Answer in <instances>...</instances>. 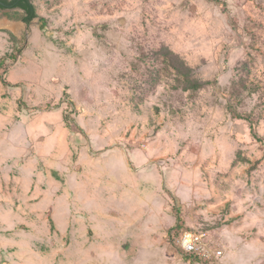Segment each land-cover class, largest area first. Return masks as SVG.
<instances>
[{"label":"rangeland","instance_id":"obj_1","mask_svg":"<svg viewBox=\"0 0 264 264\" xmlns=\"http://www.w3.org/2000/svg\"><path fill=\"white\" fill-rule=\"evenodd\" d=\"M32 2L0 9V264H264V0Z\"/></svg>","mask_w":264,"mask_h":264},{"label":"trees","instance_id":"obj_2","mask_svg":"<svg viewBox=\"0 0 264 264\" xmlns=\"http://www.w3.org/2000/svg\"><path fill=\"white\" fill-rule=\"evenodd\" d=\"M6 3V6L0 7L2 9L4 8H18L24 13V16L22 18V21L29 26L35 19L38 18L35 6L33 3L30 2V0H12L11 2H8L7 0H2ZM45 21L41 19V29H44ZM165 50V49H164ZM164 53V51H161V53ZM166 63H168L169 68L172 70L176 82L179 84V87L182 88L185 91H192V92H198L207 86L211 85V82H203L198 80L195 77L194 71L185 65L184 61L179 59L177 55H175L171 51H166L165 55ZM236 96H238L235 93H230L226 98H229L228 107L230 108V103L236 99ZM242 118V117H239ZM181 229V227H178ZM177 230V229H174ZM184 231L176 232V235L172 236V242L175 244L176 239H178L181 234ZM170 236V239H171ZM188 260H194V261H201L194 257L185 256Z\"/></svg>","mask_w":264,"mask_h":264},{"label":"built area","instance_id":"obj_3","mask_svg":"<svg viewBox=\"0 0 264 264\" xmlns=\"http://www.w3.org/2000/svg\"><path fill=\"white\" fill-rule=\"evenodd\" d=\"M178 249L189 257L201 261H214L222 257L221 250H214L207 234L199 231H184L175 241Z\"/></svg>","mask_w":264,"mask_h":264},{"label":"flooded vegetation","instance_id":"obj_4","mask_svg":"<svg viewBox=\"0 0 264 264\" xmlns=\"http://www.w3.org/2000/svg\"><path fill=\"white\" fill-rule=\"evenodd\" d=\"M7 1L8 2H11L12 0H7ZM30 2L33 3L32 0H30ZM3 6H6V3L3 2L2 0H0V7H3ZM0 9L1 10H9V11L10 10H19L18 8H13V9L12 8H10V9L9 8H4V9L0 8Z\"/></svg>","mask_w":264,"mask_h":264}]
</instances>
